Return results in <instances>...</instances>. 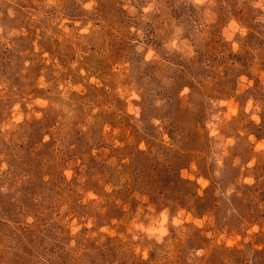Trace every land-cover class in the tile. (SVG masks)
I'll list each match as a JSON object with an SVG mask.
<instances>
[{
    "label": "rangeland",
    "instance_id": "374dc122",
    "mask_svg": "<svg viewBox=\"0 0 264 264\" xmlns=\"http://www.w3.org/2000/svg\"><path fill=\"white\" fill-rule=\"evenodd\" d=\"M0 264H264V0H0Z\"/></svg>",
    "mask_w": 264,
    "mask_h": 264
}]
</instances>
